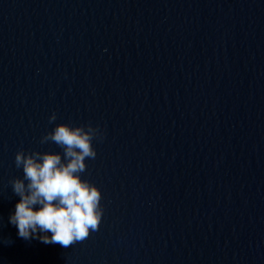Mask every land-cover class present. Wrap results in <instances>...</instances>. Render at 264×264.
<instances>
[{
  "label": "water",
  "instance_id": "water-1",
  "mask_svg": "<svg viewBox=\"0 0 264 264\" xmlns=\"http://www.w3.org/2000/svg\"><path fill=\"white\" fill-rule=\"evenodd\" d=\"M59 124L104 209L68 247L8 219ZM0 264H264V0H0Z\"/></svg>",
  "mask_w": 264,
  "mask_h": 264
},
{
  "label": "clouds",
  "instance_id": "clouds-1",
  "mask_svg": "<svg viewBox=\"0 0 264 264\" xmlns=\"http://www.w3.org/2000/svg\"><path fill=\"white\" fill-rule=\"evenodd\" d=\"M55 113L49 118L55 121ZM95 129L59 124L43 137L63 148V156L53 152L25 153L15 156L23 178L12 182L19 197L9 215V223L25 240L39 239L45 244L68 247L95 231L103 215L102 193L82 179L86 158L97 153L93 146Z\"/></svg>",
  "mask_w": 264,
  "mask_h": 264
}]
</instances>
